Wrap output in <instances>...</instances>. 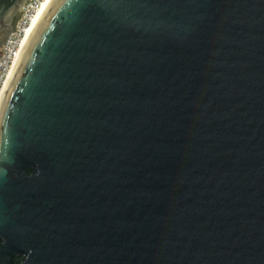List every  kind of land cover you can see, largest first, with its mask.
<instances>
[{
    "label": "water",
    "instance_id": "obj_1",
    "mask_svg": "<svg viewBox=\"0 0 264 264\" xmlns=\"http://www.w3.org/2000/svg\"><path fill=\"white\" fill-rule=\"evenodd\" d=\"M0 264H264V0H46L0 99Z\"/></svg>",
    "mask_w": 264,
    "mask_h": 264
},
{
    "label": "built area",
    "instance_id": "obj_2",
    "mask_svg": "<svg viewBox=\"0 0 264 264\" xmlns=\"http://www.w3.org/2000/svg\"><path fill=\"white\" fill-rule=\"evenodd\" d=\"M43 1L44 0H30L27 7L23 10L21 20L17 23L14 31L10 33L5 42L0 56V96L11 68L19 55L26 28L29 26L31 19L35 16Z\"/></svg>",
    "mask_w": 264,
    "mask_h": 264
},
{
    "label": "bare ground",
    "instance_id": "obj_3",
    "mask_svg": "<svg viewBox=\"0 0 264 264\" xmlns=\"http://www.w3.org/2000/svg\"><path fill=\"white\" fill-rule=\"evenodd\" d=\"M45 1L46 0L43 1L42 5L40 6V8L38 9V11L36 12L35 16L31 19L29 26L26 28L25 37H24V39H23V41L21 43V46H20L19 55H20V53H21V51H22V49H23V47H24V45H25V43H26V41H27V39L29 37V34L31 33V30H32V28H33V26H34V24H35V22H36V20H37V18L39 16V13H40V11L42 9V6L44 5ZM19 55H18V57H19ZM18 57H17V59H18ZM17 59L15 60L14 65L11 68L10 74L8 75V78H7L6 82H5V85L3 87V90H2V93H1V96H0V99H1L3 93H4L5 89H6V86H7L8 82H9V79L11 77L12 71H13V69L15 67L16 62H17Z\"/></svg>",
    "mask_w": 264,
    "mask_h": 264
},
{
    "label": "rangeland",
    "instance_id": "obj_4",
    "mask_svg": "<svg viewBox=\"0 0 264 264\" xmlns=\"http://www.w3.org/2000/svg\"><path fill=\"white\" fill-rule=\"evenodd\" d=\"M22 15H23V12H21L19 14V16L17 17V20H16V22L14 24V28L17 25V23L21 20ZM7 38H8V35L5 34V33H3L2 35H0V56H1L2 49H3L4 45H5V42H6Z\"/></svg>",
    "mask_w": 264,
    "mask_h": 264
}]
</instances>
